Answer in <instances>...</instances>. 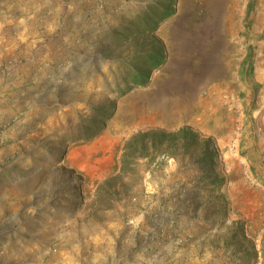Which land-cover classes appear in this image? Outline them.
Masks as SVG:
<instances>
[{
    "label": "rangeland",
    "instance_id": "374dc122",
    "mask_svg": "<svg viewBox=\"0 0 264 264\" xmlns=\"http://www.w3.org/2000/svg\"><path fill=\"white\" fill-rule=\"evenodd\" d=\"M98 1L74 26L71 0H0V264H264L261 0H225L226 35L207 0ZM173 80L183 97L158 96ZM209 86L226 109L196 115Z\"/></svg>",
    "mask_w": 264,
    "mask_h": 264
},
{
    "label": "bare ground",
    "instance_id": "6f19581e",
    "mask_svg": "<svg viewBox=\"0 0 264 264\" xmlns=\"http://www.w3.org/2000/svg\"><path fill=\"white\" fill-rule=\"evenodd\" d=\"M207 1H208V5L210 6V10H211L210 11V13H211L210 19H211V21L213 20V22L208 21L210 23H208L205 26L208 27L209 29H210V27H212L215 32H222L223 35L224 34L226 35L228 29L226 30V28H225L226 22H224V20H222L223 8H224L223 5H225L224 4L225 0H207ZM224 32H226V33H224ZM204 36H206V34ZM200 43L202 44V42H200ZM223 43H224L223 39H220L218 41H214L211 44L212 49L210 51H207V53H206L207 56L203 55V57L206 58V60L208 61V67L209 68H206V69L201 68L200 70H198V73H197L198 78L195 80V84L197 85V88H200V89H201V87L203 88L201 82L202 81L205 82L204 80L206 78H213L222 72V66L219 63L215 62V59L217 56V52H216L215 48L217 46H219L220 44H223ZM204 64H205V62H204ZM181 89L182 88H180V84L178 82H175V80H173L171 84L168 83L167 86H165V88H163V90L159 91L158 96H164L169 92L170 93L173 92L175 97H179V95H181V98H182L184 94L182 93ZM208 91L209 92L206 93L205 97L202 96L200 98L202 100V102H201L200 110L196 111V113H195L196 115L197 114L198 115H206V114L208 115V113L210 111H215L217 113L221 110L226 109V107L222 104L225 101L224 90L223 89H216L215 86H209ZM164 93H166V94H164ZM187 99H191L189 95H188ZM160 102L162 103L165 101H160ZM166 102L162 103V104L166 105ZM176 104L179 106L178 102ZM210 114H211V112H210Z\"/></svg>",
    "mask_w": 264,
    "mask_h": 264
},
{
    "label": "crops",
    "instance_id": "0c3cea01",
    "mask_svg": "<svg viewBox=\"0 0 264 264\" xmlns=\"http://www.w3.org/2000/svg\"><path fill=\"white\" fill-rule=\"evenodd\" d=\"M90 1V0H89ZM55 8V12H59L62 10V7H53ZM98 8H100V2L98 0H91L90 2L87 3H83L82 0H71V2L67 5V9L65 10L67 12V16L69 18V22H71L72 25H77V24H82V22H84V17L85 14L87 13H93V11H98ZM258 17L264 20V0H261L260 3V8L258 10ZM29 21L31 22L30 19L25 18L24 21V25H25V29H27V26H29ZM53 36H42V38H39V40H35L32 39L29 42H26V48L25 51H30L36 53L37 55L41 56H45L46 54L48 55L50 48H53V46L56 44V40H53L52 38ZM41 40V41H40ZM47 40V42H46ZM43 41H45V43H43ZM34 47L36 46L35 49H29L27 50V47ZM27 55V54H26ZM29 62H27L28 64ZM33 70H36V68H29V66L26 67H19L17 69L14 70V72L10 73L9 76H14V80L20 81V83L23 84V79L32 73ZM18 77V78H17ZM11 80H9L8 84L6 86L10 85ZM10 109L8 111V113H11V109L13 108V106L10 104L9 105ZM2 111L4 109H1ZM1 114H0V119H1Z\"/></svg>",
    "mask_w": 264,
    "mask_h": 264
},
{
    "label": "trees",
    "instance_id": "16d2710c",
    "mask_svg": "<svg viewBox=\"0 0 264 264\" xmlns=\"http://www.w3.org/2000/svg\"><path fill=\"white\" fill-rule=\"evenodd\" d=\"M171 10L166 9L164 12V15H167L170 13ZM249 57L246 59L248 61ZM192 134L194 137H197L196 133H192L189 127H182L180 128L176 133H167L165 131H148L142 134H138L131 138L129 143L127 144V147H130L129 150L125 151L123 154V158H128L132 157V160H135L139 155L143 154L142 151L146 149V144L141 143L143 142L147 137H150L151 139H154L155 141L157 140L158 143L162 144L166 140H174L175 138L178 137H183V138H188ZM207 144H209V141H206ZM142 150V151H141ZM141 152L138 153L137 152Z\"/></svg>",
    "mask_w": 264,
    "mask_h": 264
},
{
    "label": "built area",
    "instance_id": "2783aa9c",
    "mask_svg": "<svg viewBox=\"0 0 264 264\" xmlns=\"http://www.w3.org/2000/svg\"><path fill=\"white\" fill-rule=\"evenodd\" d=\"M264 114V113H263Z\"/></svg>",
    "mask_w": 264,
    "mask_h": 264
}]
</instances>
